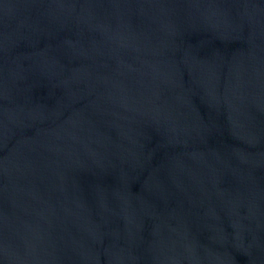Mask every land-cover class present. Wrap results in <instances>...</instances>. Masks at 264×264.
<instances>
[{
    "label": "water",
    "instance_id": "obj_1",
    "mask_svg": "<svg viewBox=\"0 0 264 264\" xmlns=\"http://www.w3.org/2000/svg\"><path fill=\"white\" fill-rule=\"evenodd\" d=\"M0 264H264V0H0Z\"/></svg>",
    "mask_w": 264,
    "mask_h": 264
}]
</instances>
